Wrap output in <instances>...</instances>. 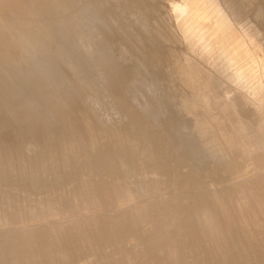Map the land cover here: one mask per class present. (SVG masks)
Segmentation results:
<instances>
[{
  "label": "rangeland",
  "instance_id": "rangeland-1",
  "mask_svg": "<svg viewBox=\"0 0 264 264\" xmlns=\"http://www.w3.org/2000/svg\"><path fill=\"white\" fill-rule=\"evenodd\" d=\"M186 1L188 0H123L124 5L121 6L120 13L115 15L114 12L111 11L113 14L112 19H106L102 22L100 19L103 17L99 15V0H4V2L2 1L3 3L0 1V6H5L11 9L8 10L9 12L5 11L6 19H0V69H4L3 67H5L14 70L12 73H7L5 75L0 74V77L3 75L18 79L20 78L19 80L24 81L27 84L24 88H9L8 86H5L0 90V115L3 118L0 121V140H3L2 142H4H0V148L6 147L5 149L12 152L17 149L16 151L18 153L16 151L14 154L9 152V154L12 153V155H7L9 159L15 157V155L16 157L15 160L13 158V160L10 159L11 162L7 159V163H17V156L24 155L26 157L24 162L27 164V168H15L14 173L21 170L23 172L25 170H27L25 172L33 171L34 169L31 170L28 165L36 162V157L39 155H48L46 152H48V149L52 150V146H55V148L53 147L54 149H58L70 140L81 139L80 136L82 135L84 136H82L83 139L89 140V138L91 139L95 136L91 135L92 132H98L99 130L101 131V129L102 131H99L100 134L97 135V137H103L102 139L109 140L108 136L110 135L109 143L112 145L106 143L100 144V146L99 144H96V146L94 143V146H96L95 148L104 145L106 147H109V145L110 147H117L120 143H113V139L116 137L112 138L110 134L113 133V127L121 128L119 130L113 128V131H129L128 129L130 128L122 129L120 123L122 122L121 124H124L127 121V125L131 123V126H136L135 122L139 125L142 120H147L151 126L150 131L153 129L154 133L158 136L155 135L154 137L156 139L158 138V140L153 139L154 133L152 132V135H150L149 138L152 140L147 144V147L150 146L151 148H154L151 149L149 147L148 149L150 151L146 154L143 152H138V154L137 152H134V154L131 153L132 156H145L147 154L149 155L151 152H153L151 154L154 156L158 150L157 145L160 146L159 143L165 142L163 140H166L165 143L169 146L163 145L166 146V148L169 147L173 150L172 153L175 152V154H172L171 151H169L174 156L172 160L173 165H178L179 163L180 167L184 164V168L187 167L188 169L189 167L190 170L193 169V172L197 174L200 180L199 185L203 190L201 194L203 195L205 193L204 195L217 197L218 201L216 200V202L225 207L229 206L233 201L229 190L231 186H228L229 188H227V186L224 188L225 184H223V181L229 176L234 178V185L237 183H241L242 185L243 183H247L248 187L245 185L243 186L246 189H252L253 183H251L252 181L249 182L252 179L253 181L255 180L254 185L257 186V183L259 186L264 178V152L262 150L254 151V149H252L243 156L241 153L235 151L232 146L224 140L219 129L214 126V120L206 119L208 120L207 123L205 120L204 124H202L196 111L198 109L200 111V109L204 107L201 103L200 107L198 105L199 100L197 101L199 98L197 96L203 95L207 98L208 103L212 108V112L225 119L227 118V122H240L252 129L255 124L259 123L262 118H264V0H201L202 3L209 7V17L204 21V24L208 30L216 32L215 35L217 37V39L212 41L214 48H212L210 52H204V49L200 45L192 46L189 38L184 33L183 24L186 14L181 12L180 7L183 6ZM118 2L119 0H112L111 3L115 7V5H119ZM16 3H20V10L15 8L14 4ZM28 8L30 12H26L28 11ZM10 11L12 12L13 17L19 15L24 17L19 16L17 20L9 19L8 17L12 16L9 15ZM1 13L2 11H0V14ZM16 13L18 15H16ZM30 13L32 16L30 15V20H28ZM132 14L133 17L131 16ZM138 14H141L143 18L144 28L135 22V18ZM11 29L15 31L19 29V41H16L13 36L11 38ZM27 29L30 30L35 37L31 34V36L26 38V35L23 33H26ZM33 37L39 38L34 39ZM219 38L220 40H218ZM235 40L239 41L243 46L244 52L241 55L239 53L233 54V44ZM220 41H223V48H216V43H219ZM25 42L27 43V46L29 44V47L26 46ZM6 48H8V52L6 51ZM28 48L31 51H29ZM20 49L22 50V53H20ZM34 49L36 50L32 52ZM43 50L44 52H41ZM2 52L4 54H2ZM225 52L226 54L222 55V53ZM28 53L29 55H27ZM229 53L232 55L229 56ZM20 54H22V56ZM62 54L66 56V61ZM72 54H74V57ZM23 57L25 61H23ZM84 58H86V60L88 58L91 59L86 61ZM14 59H16V62H14ZM96 60L98 62H96ZM42 61L45 62L43 63ZM66 62H68V65ZM20 70H23L24 74L23 71ZM2 83L3 82L0 80V85ZM3 84H5V82ZM82 84L84 86H81ZM94 84L95 86H93ZM49 86H51V88ZM92 86L96 88L94 89ZM101 90H104L105 92ZM96 91H98L97 94ZM86 92H92L95 96L93 95V97L90 96L89 98V95H87ZM104 93H106V95ZM185 95L191 101L190 104ZM106 97L115 101H110V99H106ZM115 102H117V104ZM41 105L43 107H41ZM191 105H193V107ZM194 105H197L200 108L198 107L197 109ZM48 106H51L53 111L51 107H49L50 110ZM55 108L57 110H55ZM105 108L107 110H105ZM193 108L194 110H197L194 111L192 110ZM47 110H49L50 113ZM10 111L15 113L12 114ZM43 112H45V114ZM80 112L83 114L81 115ZM15 115L17 117H15ZM248 115H254V117L251 119H245L244 116ZM123 117L126 120L123 119ZM127 117L128 119H131V121H128ZM84 119L87 122L83 121ZM68 121H71L70 124H68ZM82 121L85 123L81 125ZM92 121L94 123L96 122V124ZM64 123H67V126H72L71 130L76 128L74 132L70 130V127H66ZM74 125H76L75 128ZM100 125L103 128H100ZM86 126V133H83ZM77 128H79V130ZM103 129L104 131L108 130L107 132L105 131V133ZM75 131H82V133L80 132V135L79 132L75 133ZM88 131L90 132L89 135ZM50 132L51 134L53 132L54 135L52 134V136L55 137L54 139H52L53 137H51V134H49V137L48 133ZM62 133L65 135L63 136ZM107 133H109V135ZM60 134H62L63 139ZM68 134H70L69 137ZM71 134H79L80 136L77 135L78 138L76 135L72 136ZM70 137L72 138L70 139ZM106 137H108V139H106ZM127 138L129 140L130 136H126V139ZM136 138L137 140L135 143L138 142L136 143L137 145L135 143L132 145L129 142H127L129 144L125 143V146H123L124 143L122 145L120 144L124 147V150L117 152L118 154L110 152H107V154L103 149L102 151L100 150L97 153H93L85 150V148H88L89 146L93 147V145L83 144L82 148V143L80 145V143L78 144V142H75L72 143V145L68 144L70 145V149H74L75 151L73 150V153L70 152L64 155L77 154L86 157L90 156V154L91 156L98 155L100 157L103 155L101 158L106 159L110 154L109 164L116 162L120 158H124V156V159H126L124 161L129 163L132 159H129L130 153L126 152L125 147L129 148V145L131 144L130 147L136 146L135 148H141L143 145L142 144L140 147V137L138 138V136H136ZM47 139L51 140L48 141ZM65 139L68 141H65ZM159 140L160 142L158 143ZM42 141L48 146L44 145ZM59 141L65 143H60ZM27 143L29 144L28 146ZM154 143L158 144L155 145ZM73 144H76V147L75 145L73 146ZM25 145L28 148H24ZM120 145L118 147H120ZM71 146L75 148H71ZM31 148L32 151H30ZM169 148L168 150H170ZM26 149L29 151L27 152ZM76 151H78V153L80 151V154L76 153ZM84 151L87 152L84 153ZM169 152L166 150L161 153L164 155L167 153L168 156V154H170ZM158 153L159 155H162L160 152H157V154ZM171 154L169 157H172ZM185 161L188 164L185 163ZM61 164V168L65 169L67 165H64V163ZM83 164L85 163L77 164V166L72 169L71 173L67 175L63 174L64 172L61 170L63 173L60 174L59 182L56 181V183L51 186L49 184H36L35 182H32L31 184L33 186L30 184L33 187L32 188L27 184V188H29V192H31L26 194L23 193L25 194L24 196H31L37 192V196L44 198V196L52 194V198H56V202L51 199H46V204L48 203V200L49 203L51 201V204L57 202L63 204L65 202L63 199H60L62 202L57 199L61 198L58 197V195H60L58 193L61 192L63 197L66 192L64 191L65 187L67 190V188L73 187L71 185L75 186L78 184H74V181L79 182V179L84 176L83 173H86V165L84 166ZM67 167L69 170L70 166ZM136 168L140 171L138 169L136 170ZM136 168L124 169L128 174L123 170L124 174H120L119 177L116 176L118 181L116 180L114 184L117 186L131 185L138 188H144L145 186L139 181L141 177L142 179H150L152 176L149 175L150 171L153 172V170H157H155V168H152V170L146 167L144 168L143 164ZM134 169L135 171H133ZM36 170L43 171L42 168L35 169V171ZM131 170L133 175H131ZM181 171L183 173V171L187 170H183L182 167ZM182 173L180 172L179 175L182 176L188 172ZM146 174L149 176L147 177ZM179 175H175L174 178L178 179L176 177H179ZM92 176H94L92 178L96 177L95 175ZM19 177L23 180L26 178L30 179L29 175L26 176V173L24 176L23 174H20ZM245 177L249 178L245 179ZM153 179L154 176H152V180ZM213 182H217L219 185L217 183L214 184ZM153 184H155V181L152 183V187L154 186ZM42 185H44L45 189V186L47 185L49 188L52 187V192L48 191L47 193V190L40 187ZM155 185L156 186L153 187L154 195L156 196L155 198L153 196L155 201L164 202L166 200L161 201L160 197L166 198L169 195H174L169 192H167L169 195H167V193L165 195V191L156 192L157 184ZM214 185H217L218 187L216 188ZM58 186L62 188H58ZM174 186L175 185L172 187ZM220 186L221 189L218 191L217 189L220 188ZM255 186H253V188L258 187ZM31 188H40L44 190H36L34 193ZM60 189H63V191ZM42 192L47 193V195ZM54 192H56V196ZM162 193H164L165 196ZM201 194L199 193V195ZM227 194L231 199L224 198ZM182 195L177 197L176 200L178 203H181L182 197L184 196ZM50 197L51 195L46 198ZM142 199H144V197H142L141 200ZM141 200H139L138 203H143L144 200L142 202ZM176 200L174 199L173 203H177L175 202ZM42 201L43 200H41L40 203H43ZM31 202L32 204L36 203V201H30L28 204H31ZM191 202L197 203L198 201L195 200ZM24 203L27 202L25 201ZM37 203L39 202L37 201ZM2 231L3 227L0 226V242L5 243L6 239ZM87 256L88 254L85 255V260L87 259Z\"/></svg>",
  "mask_w": 264,
  "mask_h": 264
},
{
  "label": "bare ground",
  "instance_id": "bare-ground-1",
  "mask_svg": "<svg viewBox=\"0 0 264 264\" xmlns=\"http://www.w3.org/2000/svg\"><path fill=\"white\" fill-rule=\"evenodd\" d=\"M0 1L4 2V0H0ZM14 5H15L16 9L20 10V8H21L20 3H18V4L16 3ZM7 6L10 7L9 5H7ZM0 9H1L0 11H2V13L0 14V19H4V18L6 19L7 17L5 15L6 14L5 11L11 10V9L7 8L5 6H0ZM26 12H30L29 8H28V11H26ZM9 15H12V16L11 17L9 16L8 18L14 19V20H17V18L19 16L24 17L21 15L13 17V14L11 11H10ZM16 15H18V14L16 13ZM30 15H31V13L29 14L28 20H30L29 19ZM59 23H57V24L59 26H61ZM59 26H58V28H59ZM10 33L12 34V35L10 34L11 38L13 36V38L16 41L20 40L19 29L17 31L12 30V31H10ZM23 34H25L26 38H28L29 36H31L32 33L30 32V30L27 29L26 33H23ZM36 38H39V37H36ZM36 38H34V39H36ZM42 39H43V37H42ZM21 43H22V41H21ZM1 44H2V42H1ZM26 46H27V43H26ZM52 46H54V45H52ZM27 47H29V44ZM7 50H8V48H6V51ZM28 50H29V48H28ZM35 50L36 49H34L32 52H34ZM19 51H20V53H22L21 49ZM29 51H31V50H29ZM24 52L26 53L25 50H24ZM41 52H44V50ZM29 53L27 55H29ZM2 54H4V53L2 52ZM68 54H69V52H68ZM74 54H72L73 57H74ZM20 55L22 56V54H20ZM63 56H64L63 58L65 59L66 56L65 55H63ZM69 56H71V55H69ZM77 56H78V54H77ZM11 57H12V55H11ZM31 58H32V56H31ZM9 59H11V58H9ZM73 59H75V58H73ZM84 59L86 60V58H84ZM102 59H101V61H102ZM85 60H83V61H85ZM23 61H25L24 57H23ZM65 61H66V59H65ZM9 62H10V60H9ZM14 62H16V59H14ZM42 62L44 63L45 61H42ZM74 62H76V61H74ZM96 62H98V61L96 60ZM66 63L68 65V62H66ZM3 68L4 69H0V74H3V75H5L7 73H12L14 71L12 69H8L5 67H3ZM71 68H74V67H71ZM98 68H99V66H98ZM17 71H18V68H17ZM20 71H23V70H20ZM23 74H24V71H23ZM3 75L0 77V80L3 83L5 82V84L2 83L0 85V90L2 88H4L5 86H8L9 88H13V87L24 88L25 86H27L26 82L19 80L20 78L18 79V78L9 77V76H3ZM17 77H19V76H17ZM28 77H30V76H28ZM28 77H25V78H28ZM81 86H84V85L82 84ZM93 86H95V84ZM49 87L51 88V86H49ZM26 88H28V87H26ZM85 88H87V87H85ZM93 88L95 89L96 87H93ZM81 89H82V87H81ZM139 89H141V88H139ZM84 91H85V89H84ZM101 91H104V90H101ZM97 92L98 91H96V94H97ZM86 94L89 95L88 96L89 98H90V96L93 97V95H94L92 92H86ZM104 94L106 95V93H104ZM99 95H100V91H99ZM92 97H91V99H92ZM96 97H98V96H96ZM149 97H151V96H149ZM190 97H192V96H190ZM197 97H199L197 99V101L199 100L198 105L200 106V103H201V105H203L204 107L202 109H200V111H199V109H198L199 106L194 105V106H196V108L198 110L197 109H196L197 111L194 110L195 107L192 110H194L198 113L197 114L198 118L202 122V124H204L206 119L214 120L215 121L214 126L219 129L222 137H224V140H226L229 143V145L232 146V148L235 151L241 153L243 156L245 155V153H248V151H250L252 149H254V151L255 150H262L264 152V118H262V120L260 122L258 121L259 123L255 124V126L252 129L243 125L240 122H236V121L235 122H233V121L227 122V120H228L227 118L225 119L224 117L219 116V115L215 114L214 112H212V108L209 105L208 100L205 96L200 95ZM108 98L106 97V99H108ZM186 98H187V96H186ZM192 98H194V97H192ZM99 100H101V99H99ZM111 100L112 99H110V101ZM153 100H154V98H153ZM187 100H189V99L187 98ZM92 101H96V100H92ZM189 101H188V103L190 104L191 101L190 102ZM49 103H51V102H49ZM115 103L117 104V102H115ZM97 104H98V102H97ZM112 104H114V103H112ZM44 105H45V103H44ZM191 106L193 107V105H191ZM41 107H43V106L41 105ZM49 107H51V106H48V108ZM68 108H69V106H68ZM51 109H52V107H51ZM55 110H57V109L55 108ZM70 110H71V108H70ZM105 110H107V109L105 108ZM17 111H18V109H17ZM44 111H46V110H44ZM47 111H49V110H47ZM52 111H53V109H52ZM93 111H95V110H93ZM103 111H104V109H103ZM14 113H12V114H14ZM43 113L45 114V112H43ZM49 113H50V111H49ZM82 114L83 113H81V115ZM39 115H40V113H39ZM55 116H54V118H55ZM15 117H17V116L15 115ZM27 117H28V115H27ZM66 117L69 118L68 116H66ZM128 117H129V115H128ZM128 117H127V119H128ZM20 118H23V117H20ZM83 118H85V117H83ZM131 118H133V117H131ZM2 119L3 118L0 115V121ZM26 119H25V121H26ZM41 119H44V118H41ZM123 119H125V118L123 117ZM68 120H71V119H68ZM129 120L131 121V119H128V121ZM134 120L136 121L135 118H134ZM224 120H226V121H224ZM44 121H42V122H44ZM83 121H86V120L84 119ZM207 121L208 120H206V123H207ZM70 122L68 124H70ZM82 122H81V125L85 123V122H83V123ZM121 123H120V125H122V129H128V128H130V129H128L129 131H126V130L118 131L121 128H118V127L114 128L113 127L114 129H118L117 131L116 130L113 131V128H112L113 133H110L112 138L116 137L115 139H113V143L114 142L118 143V144L120 143L121 145L124 143L123 146H125V143L129 142L132 145H134L133 143H135V141L137 140L136 136H138V138L140 137V139H139L140 147L143 144L141 148H139V147L135 148L136 146L130 147L131 144L129 145V148L125 147L126 152L130 153L129 159H132V160H130L129 163L127 161H124V160H126V159H124L125 158V156H124V158H120L116 162L109 164L110 154L108 155V157L106 159L101 158L103 155L101 157L98 155L91 156L90 153L89 154L91 157L90 156H87V157L81 156V155H77V154L76 155H72V154L71 155H64V154H66V153L68 154L70 152L73 153L74 149H70V145H68V144L72 145V143H75V142H78V144L80 143V145L82 143V148H83V144L93 145L94 148L92 146H89V145H88L89 146L88 148H85V150L93 152V153H97L100 150L102 151V149L104 151H106V153L110 152V153H114V154L124 150V147H122L120 144H119L120 147H118L119 145H117V147H115V146L110 147V145H109V147L108 146L106 147L104 145L102 147L95 148L97 146L96 144H99V146H100V144H106V143L110 142L109 141L110 140L109 133H107L109 135L108 136L109 140H104V139H102L103 137H101V138L97 137V135L100 134L99 133L100 130L98 132H92L91 135L92 136L95 135V136L91 139L89 138V140L83 139V137H84L83 135H82L83 137L80 136L82 131H83L82 130V131H78L80 135L77 134L81 137V139H74L72 141L71 140L68 141L69 139L67 138L68 140L65 139V141L67 140L68 142L65 143V142L61 141L62 143H65L63 146H60V147L56 146V147H59L58 149H54L55 146H52V150L48 149V152H46V153H48V155H44V156L39 155L38 157H36V159H37V161L35 160L36 162L28 165V167H30L31 170L34 169L33 171H30L28 169L30 172H25L27 170H25L23 172L21 170V171L16 172L17 174L14 173L15 168H22V167L27 168V166H26L27 164L24 162L26 157L24 155L19 156V157L17 156V163H15V164L7 163V159H9L7 155L9 154V152H12V151L5 149L6 147L0 148V226L3 227L2 232H3V235L6 239L5 243L0 242V264H264V178L260 182L259 186L256 183V185L258 187L254 185L255 180L254 181L252 179L250 181L248 180L249 182L252 181L251 183H253V186L257 187V188H253V186H252V189H246L243 186V185H245L246 187H248L247 183H243V185L241 183H237L236 185H234V182H233L234 178L232 176L231 177L229 176L228 178H226V180L223 181V184H225L224 188H226V186H227V188H229L228 186H231L229 188V190H230V193L232 195L233 201L231 200L232 203H230L229 206L226 205L227 207H225L222 204L216 202V200L218 199L217 197L204 195L205 193L203 195L201 194V192L203 190L200 188V185H199L200 180H199V177L197 176V174H195L193 172V169L190 170L189 167H188V169H187V167L184 168V166H183L184 164H182L181 167H180L179 163H178V165H173L172 160H173L174 156L172 154H175V152L172 153L173 150H171L169 147L166 148V146H164L167 144L165 143L166 140H163V138H162V140L165 142L159 143L160 140L158 141L160 146L157 145V147H158L157 152L161 153V152H164L166 150L168 152L171 151L172 154L170 152L169 153L172 155V157H169L170 154H168V156H167V153H166V155H164L163 153H161L162 155H159V153L157 154V152H156V155L154 154V156H153V154H151L153 152H151V153H149V155L147 154L145 156L144 155L142 156L141 155L142 153L140 154L141 156H139V155L138 156H136V155L132 156L131 153L134 154V152H137V154H138V152H143L144 154H146L150 151L148 149L150 146L147 147L148 146L147 144H149L150 140H152L149 138H150V135H152V132L154 133V131H153V129L150 131L151 126L147 122V120H144V121L142 120L139 123V125H137L138 123L135 122L136 126H134V125L131 126L132 125L131 123H130L131 125L129 123H128L129 125H127L126 124L127 121L124 124H121ZM87 124H89V123H87ZM94 124H96V122ZM133 124H134V122H133ZM65 125H63V126H65ZM67 125H66V127H70V125L69 126H67ZM85 125H83V126H85ZM101 125H103V124H101ZM101 125H100V128H103V127H101ZM96 126H94V127H96ZM75 127H76V125H74V128ZM105 127H107V126H105ZM111 127H112V125H111ZM71 128H72V126L70 127V130H71ZM86 128H87V126L84 128L83 133H86L85 132ZM77 129L79 130V128H77ZM98 129H99V126H98ZM60 130H62V129H60ZM74 130H71V131L74 132ZM107 130H105V131L107 132ZM45 131H46V129H45ZM66 131H67V129H66ZM101 131H102V129H101ZM103 131H104V129H103ZM78 132L75 131V133H78ZM17 133H16V138H17ZM49 134H51V132L48 133V135ZM52 134H53V132H52ZM52 134H51V137H53ZM62 134H60V136H62ZM89 134H90V132L88 133V135ZM27 135H28V133H27ZM56 135H57V132H56ZM58 135H59V133H58ZM64 135L65 134H63V136ZM69 135L70 134H68V137H69ZM74 135H76V134H73L72 136H74ZM88 135H87V138H88ZM155 135L156 134L154 133L153 137ZM63 136H62V139H63ZM126 136H128V137L130 136V139L129 140H128V138L126 139ZM49 137H50V135H49ZM108 137H106V139H108ZM54 138L55 137H53L52 139H54ZM58 138H59V136H58ZM71 138L72 137H70V139ZM153 139L155 140L156 138L154 137ZM50 140H48V141H50ZM156 140H158V138ZM2 141L0 140V142H2ZM2 143H4V142H2ZM42 143H43V141H42ZM94 143L96 146H94ZM129 143H127V144H129ZM136 143H138V142H136ZM158 143H156V144H158ZM8 144H10V143H8ZM57 144H59V143H57ZM76 144H73V146L75 145V147H76ZM109 144H111V143H109ZM151 144H152V141H151ZM28 145L29 144L27 143V146ZM44 145H46V143ZM14 146H13V148H14ZM27 146L25 145L24 148H28ZM35 146H33V147H35ZM46 146H48V145H46ZM73 146H71V148ZM126 146H128V145H126ZM152 146H154V145H152ZM167 146H169V145H167ZM31 147H32V145H31ZM75 147H73V148H75ZM85 147H87V146H85ZM15 148H17V147H15ZM46 148H48V147H46ZM153 148L154 147H152L151 149H153ZM168 148L170 150H168ZM22 149H23V146H22ZM11 150H12V148H11ZM16 150H14V152ZM23 151H24V149H23ZM28 151L29 150H27V152ZM30 151H32V148ZM87 151H84V153ZM14 152H12V153L14 154ZM12 153H10L9 155H12ZM17 153H15V154H17ZM76 153H78V151H76ZM78 154H80V151ZM84 155H87V154H84ZM15 157H16V155H15ZM15 157H12V158L15 160ZM12 158H10V159H12ZM10 159H9V161H10ZM138 159H140V160H138ZM178 159H179V157H178ZM184 159H186V158H184ZM250 161H252V160H250ZM61 163H64V165L70 166L69 170L67 169L68 168L67 166L65 167V169H62ZM82 163H85V164H83L84 166L86 165V173L85 174L83 173L84 176H82L79 179V182L74 181L75 182L74 184H76V183H78V184H76L75 186L71 185L73 187L70 186L71 188H67V190L65 187L64 191H66V192H65L63 197H62L63 194L61 192L58 193V194H60V195L62 194V195L61 196L58 195V197H61V198H57V199H59V200L63 199L66 203L64 202L63 204L62 203L60 204V202H57L55 204H51V201L49 203L50 199L54 200V201L56 199L54 197L52 198V194L48 195V196L51 195L50 198H46L48 196H44V198H41L40 196L36 195L37 192H36V194H33L31 196H24L26 193L29 192V188H27V184L30 185L32 182L33 183L35 182L36 184L42 183L45 185L49 184L51 186L54 183H56V181L59 182L60 174H62L64 172L63 174L67 175V174L71 173L72 169L75 168L77 166V164H82ZM185 163H187V162L185 161ZM141 164H143L144 168L146 167V168L151 169V170H152V168L153 169L155 168V170L157 169L156 171L153 170V172L150 171V174L148 173L149 175L154 176L153 180L155 181V184H157L156 192L157 191H159V192L165 191V195L167 192H169L170 194L172 193L174 195L172 196V195H169L167 193V195H169L168 197H166V198L160 197L161 201L162 200H166V201H164V202H159V201L157 202V200L155 201L154 198L156 196L154 195V188L153 187L156 185L153 184L154 186L153 187L151 186L152 183L154 182L152 180V176L150 179H147V178L142 179V177H141V179L139 181L142 185L145 186L144 188H142V187L138 188V187L131 186V185L117 186L114 184L116 182V180L118 179L116 176L119 177L120 174L123 175L124 169L136 168V167L140 166ZM185 166H188V165H185ZM254 166H255V164H254ZM182 167H183V170H185V169L187 170V171H183V173L184 172L185 173L188 172V173L181 176V175H179V173L180 172L182 173V171H181ZM24 168H23V170H24ZM38 168H42L43 171H41V170L35 171V169H38ZM137 169L138 168H136V170ZM61 170H63V172H61ZM133 171H135V169ZM124 172H126V171L124 170ZM131 172H132V170H131ZM25 173H26V176L29 175L30 179L26 178L25 180H23L21 178L22 175H21V177H19L20 174H23V176H24ZM261 173H263V172H261ZM126 174H128V173L126 172ZM129 174H131V173H129ZM144 174H145V172H144ZM92 175H95L96 177L92 178V177H94ZM131 175H133V172ZM149 175H147V177ZM175 175L176 176L179 175V177H176L178 179L174 178ZM248 178L245 177V179H248ZM63 180H65V179H63ZM119 182H120V180H119ZM64 183H65V181H64ZM66 183H67V181H66ZM201 183H202V181H201ZM216 183H214V184H216ZM208 184H209V182H208ZM133 185H134V182H133ZM173 185H175V186L172 187ZM220 185H221V183H220ZM34 186H35V184H34ZM42 186H40V187L44 188V185H42ZM212 186H213V184H212ZM215 186H216V188L218 187L217 185H214V187ZM45 187H46V189L45 188L44 189L47 190V193H48V191L53 190V188L52 187L49 188L48 185ZM67 187H69V186H67ZM32 188H31V190L34 193L36 190L37 191L44 190V189H40V188H36V189H32ZM58 188H62V187L58 186ZM209 188H211V187H209ZM249 188H251V187H249ZM219 189H221V186L217 190L219 191ZM58 190H57V192H58ZM54 191H55V189H54ZM61 191H63V189ZM159 192H158V195H159ZM221 192H223V191H221ZM23 193H25V194H23ZM47 193L44 192L43 194L47 195ZM55 193L56 192H54V194ZM199 193L201 195H199ZM40 194H41V192H40ZM162 194L164 195V193H162ZM34 195H36V196H34ZM179 195L183 196L182 197L183 202L181 201V203H178L176 200ZM225 195H226V193H225ZM55 196H56V194H55ZM153 196H154V198H153ZM227 196H224V198L225 199H231V197L228 194H227ZM142 197H144V199L141 200ZM157 198H159V197H157ZM46 199H49L48 200L49 204L48 203L46 204ZM174 199L176 200L175 202H177V203H173ZM41 200H43L42 202L45 204L40 203ZM139 200H141V202L143 200L144 201H143V203H138ZM171 200H172V202H171ZM195 200H197L198 202L197 203L191 202V201H195ZM25 201L27 203H24ZM30 201H36V203L32 204V202H31V204H28ZM37 201L39 203H37ZM86 254H88V256H87V259L85 260L84 257Z\"/></svg>",
  "mask_w": 264,
  "mask_h": 264
},
{
  "label": "crops",
  "instance_id": "crops-1",
  "mask_svg": "<svg viewBox=\"0 0 264 264\" xmlns=\"http://www.w3.org/2000/svg\"><path fill=\"white\" fill-rule=\"evenodd\" d=\"M100 1V13L99 15L103 18L100 19L102 22L103 20H109L112 19V12H114L115 15L120 13V8L122 5H124L123 0H119V5H112V0H99ZM118 7V8H117ZM180 10L182 13L186 14L184 24H183V30L184 33L189 38L192 46L200 45L204 52H210L212 48H214V45L212 44V41L214 39H217L216 32H212L207 29V27L204 24V21L207 20L209 17V7L202 3L201 0H188L185 2L183 6L180 7ZM112 11V12H111ZM133 17V14L131 15ZM135 22L137 24H140V26H144L143 24V18L141 14H138L135 18ZM144 28V27H143ZM129 31V29H128ZM126 34V33H125ZM220 40V38L218 39ZM234 52L233 54H243V46L239 41H234ZM216 48H223V41L217 42L215 45ZM226 54L222 53V55ZM229 56L232 55L231 53L228 54ZM223 98V97H222ZM254 117V115H248L244 116L245 119H251Z\"/></svg>",
  "mask_w": 264,
  "mask_h": 264
}]
</instances>
